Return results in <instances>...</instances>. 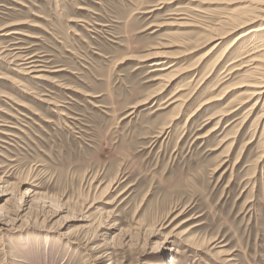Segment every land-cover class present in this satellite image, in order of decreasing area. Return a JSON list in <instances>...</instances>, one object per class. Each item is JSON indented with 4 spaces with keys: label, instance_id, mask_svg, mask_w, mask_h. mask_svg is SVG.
<instances>
[{
    "label": "rangeland",
    "instance_id": "rangeland-1",
    "mask_svg": "<svg viewBox=\"0 0 264 264\" xmlns=\"http://www.w3.org/2000/svg\"><path fill=\"white\" fill-rule=\"evenodd\" d=\"M251 9L264 0H0V264H264V94L209 120L249 97L228 73L252 39L169 121L239 33L204 56L202 27Z\"/></svg>",
    "mask_w": 264,
    "mask_h": 264
},
{
    "label": "bare ground",
    "instance_id": "bare-ground-1",
    "mask_svg": "<svg viewBox=\"0 0 264 264\" xmlns=\"http://www.w3.org/2000/svg\"><path fill=\"white\" fill-rule=\"evenodd\" d=\"M199 13H204V12L199 11ZM259 13L264 14V12H255L254 9H251V10H248L241 17L225 18L224 20L219 22V24L218 23L216 24L217 26H220V25L224 26V28H225L224 32L223 31L220 32V30L218 31V28H217V31L219 33H215L216 29L209 28V26L208 27H202L203 32L205 34H207V38H205L207 40V43L208 44L210 42L213 43L211 48L208 50V52L206 54H204V56H206L207 54L209 55V53L216 50L223 43L224 40L228 39L231 36H234L238 32L239 33L237 36H235L233 41L229 43L228 46H226L225 48L222 49V51L218 54V56L216 58L214 57L215 60L213 59L214 62L212 64L211 68L205 74H203V76L201 75L202 77L199 80L193 81V82H195L193 87H189L186 89L182 88L179 90V92H181V93L183 92L182 94H177L178 92L173 93L172 96L168 98L169 100H171L169 105H171V104L174 105L173 109H172V111H173L172 117H171V119H169L170 123H171V121H174L177 118V115L179 114V111L181 110L182 106H184L185 103H189L191 100H193V98L195 97V95L197 93V92L195 93V91L199 88H202V86L204 85V82L207 81V79L210 76V74L212 73L213 69H215L216 66L220 65L223 61H225L226 57L231 53L233 46H235L238 42H241L245 39H252V41L250 44H248L247 48H245L243 55L241 57H239L240 59H237V62H234V63H238V64L230 67V69H229L230 72L228 71L229 72L228 74L237 73V71H238V73H241L242 80H241V82L237 83L238 84L237 87L249 88V94H248L249 97L246 100L240 99L239 97H234V98L232 97V98L228 99L225 106L219 112H217L216 115L211 117L209 120H212V121L216 120V125H217L228 115H230L232 113H236L237 111H240L243 108H245L247 105H249L251 100H253V99L259 100L262 97V95L264 94V18ZM192 18H189V19H192ZM178 20L181 21V22H179L180 24H178L179 26L180 25L185 26V25H188V24L193 22V21H191L189 23H185V22L182 23V21L188 20V18H185V17H180ZM251 25H253V27ZM248 27L249 28L251 27V28L249 29ZM204 37H206V36H204ZM184 44L186 45L187 43H184ZM180 47H182V45ZM183 48L186 51L188 50L186 47H183ZM194 48H196V47H194ZM190 53H191V51H190ZM157 55L160 58H165L164 56H161L160 54H157ZM183 55H184V52H183ZM158 56H156V57H158ZM204 56H202L200 59H202ZM174 62H176V61L171 62L165 68L164 67L163 68L158 67L159 69L153 70V71H157V72H162L156 78V80H158L161 83L160 88L166 87L167 83H169L174 77H176L179 73L182 72V71L179 72V70H176V63H174ZM28 64L30 66L31 62ZM152 65L158 66V65H161V63H160V61L159 62L156 61ZM29 66L26 68V71L28 72L27 74L25 72H22V71H19V72L21 74H26V75L33 72L31 68H34V66L33 65L30 67ZM30 69H31V71H30ZM168 70H169V72H167ZM240 71H243V72H240ZM35 75H36L35 79H41V76L39 73L38 74L35 73ZM227 91H229V90H223L218 95H216L212 98H209V99L207 98L205 101L201 102L196 107L194 112L191 113L189 118L192 116L194 117V115H196L198 113V111H200V109H203L207 105H210L209 103H212L213 101L222 100V97L227 93ZM159 94L160 93L153 94L152 96L149 97V100L154 99ZM257 104H258V101H256L254 104H252V106L250 108H248L246 112H244L245 114L243 117V121L246 120L250 115H252ZM259 117H257L254 120V122H255L254 125H256V123L259 122L262 118H264L263 116H259ZM212 131L213 130L207 132V134L211 133ZM223 156H224V154H223ZM212 241H214V240H209V244L213 243Z\"/></svg>",
    "mask_w": 264,
    "mask_h": 264
}]
</instances>
